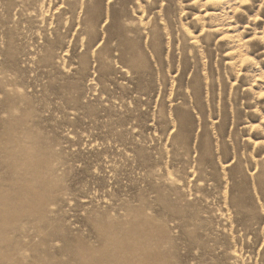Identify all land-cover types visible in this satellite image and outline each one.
Masks as SVG:
<instances>
[{"label":"rangeland","instance_id":"1","mask_svg":"<svg viewBox=\"0 0 264 264\" xmlns=\"http://www.w3.org/2000/svg\"><path fill=\"white\" fill-rule=\"evenodd\" d=\"M131 257L264 264V0H0V264Z\"/></svg>","mask_w":264,"mask_h":264},{"label":"bare ground","instance_id":"2","mask_svg":"<svg viewBox=\"0 0 264 264\" xmlns=\"http://www.w3.org/2000/svg\"><path fill=\"white\" fill-rule=\"evenodd\" d=\"M149 231H151V230H149ZM109 234H110V233H109ZM145 235H146V233H145ZM132 236H133V235H132ZM142 236H144V234H143ZM137 237H138V236H137ZM139 237H140V236H139ZM139 237H138V239H139ZM145 237H147V236H145ZM148 238H149V237H148ZM148 238H146V239L148 240ZM140 239H141V237H140ZM143 239H144V238H143ZM132 240H133V238H132ZM125 241H126V240H125ZM135 241H137L136 237H135ZM148 241H149V240H148ZM112 242H113V241H112ZM129 242H130V240H129ZM140 242H141V241H139V243H140ZM149 242H150V241H149ZM151 242H152V241H151ZM155 242H156V241H155ZM123 243H124V242H123ZM137 243H138V242H137ZM146 243H147V242H145V244H146ZM132 244H133V243H132ZM134 244H135V243H134ZM142 244H143V243H142ZM142 244H141V246H142ZM155 244H156V243H155ZM135 245H136V244H135ZM146 245H148V244H146ZM153 245H154V244H153ZM130 246H132L131 243H130V245H129V248H130ZM139 246H140V245H139ZM148 246H149V245H148ZM143 247H144V244H143ZM143 247H142V248H143ZM157 247H158V246H157ZM132 248H133V247H132ZM136 248H137V246H136ZM136 248H135V249H136ZM148 248H150V247H148ZM140 249H141V248H140ZM140 249L137 248L138 251H140ZM146 249H147V248H146ZM151 249H152V248H151ZM154 249H155V248H154ZM154 249H153V251H154ZM148 250L151 251L150 249H148ZM148 250H147V251H148ZM90 251H92V250L90 249ZM135 251H136V250H135ZM143 251H144V248H143ZM153 251H152V252H153ZM96 252H97V251H96ZM115 252H116V251H115ZM121 252H122V251H121ZM126 252H129V250L126 251ZM131 252H132V251H131ZM131 252H130V253H131ZM141 252H142V251H141ZM156 252H157V251H156ZM89 253H90V252H89ZM97 253H98V252H97ZM148 253H149V252H148ZM87 254H88V253H87ZM90 254H91V253H90ZM98 254H99V253H98ZM98 254H97V255L94 254V256H95V255L98 256ZM135 254H136V253H135ZM144 254H145V253H144ZM92 255H93V254H92ZM133 255H134V254H133ZM133 255H132V257L135 256V255H134V256H133ZM148 255H150V254H147V256H148ZM156 255H157V254H156ZM119 256H120V255H119ZM129 256H130V255H129ZM129 256H128V259H129ZM136 256H137V255H136ZM139 256H140V255H139ZM102 257H103V255H102ZM132 257H131V262H132V264H143V263H144V262H141V261L139 260L140 258H139V259H135V258L132 259ZM140 257H141V256H140ZM148 257H149V256H148ZM114 258H115V257H114ZM125 258H126V257H125ZM153 258H154V257H153ZM88 259H90V258L88 257ZM88 259H87V261H88ZM93 259H94V258H93ZM119 259H122V257L119 258ZM128 259H127V260H128ZM143 259H144V258H143ZM160 259H161V258H160ZM129 260H130V259H129ZM148 260H149V259H148ZM121 261H122V260H121ZM121 261H120V263H119L118 261H117V262H118L119 264H122ZM142 261H143V260H142ZM144 261H145V260H144ZM156 261H157V260H156ZM93 262H94V261H93ZM100 262H101V260H100ZM146 262H147V261H146ZM153 262H154V261H153ZM85 263H86V262H85ZM124 263H125V262H124ZM124 263H123V264H124ZM128 263H130V262H128ZM87 264H89V263H87ZM90 264H91V263H90ZM95 264H96V263H95ZM97 264H98V263H97ZM126 264H127V262H126ZM145 264H146V263H145ZM150 264H151V263H150ZM155 264H156V263H155Z\"/></svg>","mask_w":264,"mask_h":264}]
</instances>
